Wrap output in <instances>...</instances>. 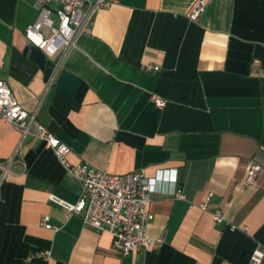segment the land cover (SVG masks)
Returning <instances> with one entry per match:
<instances>
[{
    "label": "crops",
    "instance_id": "obj_1",
    "mask_svg": "<svg viewBox=\"0 0 264 264\" xmlns=\"http://www.w3.org/2000/svg\"><path fill=\"white\" fill-rule=\"evenodd\" d=\"M195 2L118 0L95 12L57 75L80 81L68 98L57 77L50 85L55 59L40 70L23 55L40 4L0 0V80L68 146L70 164L152 180L147 237L162 240L121 260L110 235L48 201L75 204L81 182L0 120V162L17 152L0 186V264H48L36 256L46 250L50 264H249L256 246L264 253V0H209L189 19ZM253 163L261 171L244 186Z\"/></svg>",
    "mask_w": 264,
    "mask_h": 264
},
{
    "label": "built area",
    "instance_id": "obj_2",
    "mask_svg": "<svg viewBox=\"0 0 264 264\" xmlns=\"http://www.w3.org/2000/svg\"><path fill=\"white\" fill-rule=\"evenodd\" d=\"M41 9L35 21L24 31L28 45L39 49L47 60L55 59L57 71L50 81L52 85L59 69L68 53L74 48L77 38L83 31L88 20L95 12L108 9L118 0H34ZM209 0H196L188 13L189 19H196ZM52 16L56 18L54 21ZM46 29V37L43 30ZM148 72H157L158 67L146 66ZM158 108H164L166 101L154 98ZM0 120H4L21 133L22 138L32 136L51 149L64 169L82 184V192L75 204L50 195L48 201L61 208L67 216L76 215L81 218L85 228L97 233L111 236L113 246L120 259L129 257L139 248H157L162 240L152 243L147 237V228L153 220L148 211L150 196L156 192L155 184L147 179L142 172L136 171L125 175H112L95 170L87 164L72 165L67 161L69 148L61 143L51 132L37 122V111L27 112L16 100L7 82L0 80ZM15 151L4 162H0V186L11 173V166L16 160ZM260 165L253 163L244 181V186L252 185L259 172ZM202 210L206 205L200 206ZM215 223L223 222L219 212L212 215ZM40 225L48 230H56L49 224V218L43 216ZM231 231L235 228L231 227ZM247 229L244 228V231ZM36 256L49 263L51 252L40 251ZM264 253L256 246L250 256L249 264H262ZM124 264V263H121Z\"/></svg>",
    "mask_w": 264,
    "mask_h": 264
},
{
    "label": "water",
    "instance_id": "obj_3",
    "mask_svg": "<svg viewBox=\"0 0 264 264\" xmlns=\"http://www.w3.org/2000/svg\"><path fill=\"white\" fill-rule=\"evenodd\" d=\"M23 55L30 61L34 62L40 70H44L46 66V58L44 54L34 47L33 45H27L23 51ZM79 79L68 73L67 71H61L55 81L54 88L68 98H73L78 86Z\"/></svg>",
    "mask_w": 264,
    "mask_h": 264
},
{
    "label": "rangeland",
    "instance_id": "obj_4",
    "mask_svg": "<svg viewBox=\"0 0 264 264\" xmlns=\"http://www.w3.org/2000/svg\"><path fill=\"white\" fill-rule=\"evenodd\" d=\"M52 19L55 21V17L52 16ZM43 32H44L45 36L47 37V36H48V32H47V30L44 29Z\"/></svg>",
    "mask_w": 264,
    "mask_h": 264
}]
</instances>
